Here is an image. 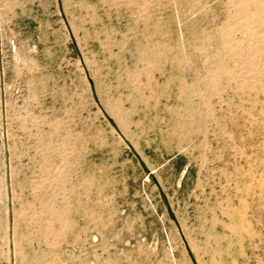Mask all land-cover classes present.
Here are the masks:
<instances>
[{
	"label": "rangeland",
	"instance_id": "374dc122",
	"mask_svg": "<svg viewBox=\"0 0 264 264\" xmlns=\"http://www.w3.org/2000/svg\"><path fill=\"white\" fill-rule=\"evenodd\" d=\"M0 264H264V0H0Z\"/></svg>",
	"mask_w": 264,
	"mask_h": 264
}]
</instances>
